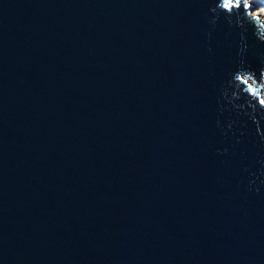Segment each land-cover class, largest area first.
Returning a JSON list of instances; mask_svg holds the SVG:
<instances>
[{
	"label": "water",
	"instance_id": "water-1",
	"mask_svg": "<svg viewBox=\"0 0 264 264\" xmlns=\"http://www.w3.org/2000/svg\"><path fill=\"white\" fill-rule=\"evenodd\" d=\"M256 6L0 0V264H264Z\"/></svg>",
	"mask_w": 264,
	"mask_h": 264
},
{
	"label": "rangeland",
	"instance_id": "rangeland-1",
	"mask_svg": "<svg viewBox=\"0 0 264 264\" xmlns=\"http://www.w3.org/2000/svg\"><path fill=\"white\" fill-rule=\"evenodd\" d=\"M249 2H256V9L252 12L253 14L259 15L264 23V0H248ZM262 97H264V85L260 89Z\"/></svg>",
	"mask_w": 264,
	"mask_h": 264
},
{
	"label": "clouds",
	"instance_id": "clouds-1",
	"mask_svg": "<svg viewBox=\"0 0 264 264\" xmlns=\"http://www.w3.org/2000/svg\"><path fill=\"white\" fill-rule=\"evenodd\" d=\"M261 40V38H259Z\"/></svg>",
	"mask_w": 264,
	"mask_h": 264
}]
</instances>
